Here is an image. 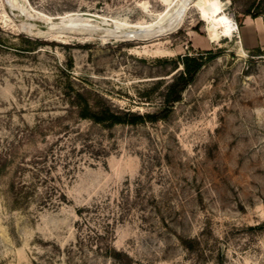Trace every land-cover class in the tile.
Instances as JSON below:
<instances>
[{
	"label": "rangeland",
	"instance_id": "1",
	"mask_svg": "<svg viewBox=\"0 0 264 264\" xmlns=\"http://www.w3.org/2000/svg\"><path fill=\"white\" fill-rule=\"evenodd\" d=\"M218 2L238 29L212 40L207 0H0V264H264V43L241 31L264 4ZM80 12L116 30L62 27Z\"/></svg>",
	"mask_w": 264,
	"mask_h": 264
},
{
	"label": "bare ground",
	"instance_id": "2",
	"mask_svg": "<svg viewBox=\"0 0 264 264\" xmlns=\"http://www.w3.org/2000/svg\"><path fill=\"white\" fill-rule=\"evenodd\" d=\"M11 1V0H10ZM182 1V0H181ZM208 1V9H204L201 11L202 13V19L204 21H206L208 23V27H207V31L211 37L212 40H217L218 39V33H219V29L222 30V32L224 33L225 36H229L231 35L235 30L238 29V25L236 24V22H234V20L225 13L224 11V8L223 6H221L218 2V0H207ZM12 3L14 5H16L18 8H20L21 10H24L23 7H19V1L18 0H12ZM28 5V4H27ZM179 5V4H178ZM187 4H184V6H186ZM180 6V5H179ZM188 6V5H187ZM178 7V6H177ZM175 8V7H173ZM16 9V8H15ZM27 9V8H26ZM29 9V8H28ZM18 10V9H17ZM174 10V9H173ZM176 11V10H174ZM23 12V11H22ZM173 13H177L176 12H173ZM179 13H180V10H179ZM24 14V12H23ZM182 14V13H180ZM179 14V15H180ZM14 15V14H13ZM21 16H22V13H21ZM178 16V15H177ZM176 17V16H174ZM60 17H56V19H59ZM61 18H65L66 19V25L65 26H62L64 28H68V27H72L78 23L82 24V25H89V24H92V23H95L94 25H101V26H109V27H112L111 30H116L114 26H112V24H107V22L110 20H107L105 19L104 17H102L101 15H96V14H92V13H89V12H80V13H68L64 16H61ZM167 19H170L168 18V16L166 17ZM173 19V18H172ZM171 19V20H172ZM175 19V18H174ZM52 20V19H51ZM47 19V21L43 20V22H45V24H47L48 26H52V21ZM118 20V19H117ZM173 21H178V17L176 20H173ZM180 21V20H179ZM172 22V21H171ZM115 24V22H113ZM122 23V22H121ZM120 23V24H121ZM182 23V22H180ZM123 24V23H122ZM153 24V23H151ZM149 25V26H135V25H132L133 27H135V29H141V28H152L154 25ZM176 24V23H175ZM26 25H29L27 22H26ZM93 25V24H92ZM96 25V26H97ZM166 25V24H165ZM31 26V24H30ZM35 26V25H34ZM79 26V24H78ZM131 26V25H130ZM81 27V26H80ZM32 28V27H31ZM35 28V27H34ZM51 28V27H49ZM77 28V27H76ZM177 28V27H176ZM60 29V28H59ZM78 29V28H77ZM98 29V28H97ZM109 29V28H107ZM105 29V30H107ZM117 29H118V26H117ZM120 29V28H119ZM134 29V30H135ZM109 30V31H111ZM133 30V31H134ZM169 30V29H168ZM167 30V31H168ZM27 31V30H26ZM29 31V29H28ZM57 31V30H56ZM56 31H41L39 30V33L40 34H45V33H48V32H56ZM65 32V31H64ZM120 32V31H119ZM118 32V33H119ZM127 32V31H126ZM124 32V33H126ZM30 33H31V30H30ZM36 33V32H35ZM38 33V32H37ZM68 33V32H67ZM167 33V32H166ZM49 34V33H48ZM66 34V32H65ZM117 34V33H116ZM131 34V33H130ZM137 34V33H136ZM140 33H138L139 35ZM143 34V33H142ZM163 34V33H162ZM125 35V34H124ZM145 35V34H144ZM147 35V34H146ZM43 36V35H42ZM46 36V35H44ZM130 36V39H133L135 38L134 36L136 35H129ZM146 37V36H144ZM140 38H142L140 36ZM119 39V38H117ZM122 39V38H121ZM120 40V39H119Z\"/></svg>",
	"mask_w": 264,
	"mask_h": 264
},
{
	"label": "trees",
	"instance_id": "3",
	"mask_svg": "<svg viewBox=\"0 0 264 264\" xmlns=\"http://www.w3.org/2000/svg\"><path fill=\"white\" fill-rule=\"evenodd\" d=\"M264 4V0H259V4L256 8L261 7L260 5ZM246 15H250L252 18H257L264 16V9H261L259 11L248 10ZM261 55L264 54L263 50H258ZM217 56V53H214L213 51H210L207 53L206 57L200 56V57H194L186 55L182 57L181 64L184 67V72L176 76L173 80V82L170 84L167 97H166V105L163 109V112H168L171 110L176 102H179L182 100V93L187 89V87L194 82L198 72L201 70V68L205 65L206 62L213 60ZM87 107L86 112L90 111ZM89 113V112H88ZM88 113H84L83 116L88 117ZM92 117L97 122H104V121H110L111 123H122V122H129L128 120H125L122 116L109 112L107 116H100L98 114H92ZM131 122H138L141 120H144L145 118L150 119H158L159 115L154 114H147L146 116L142 115H135L131 114Z\"/></svg>",
	"mask_w": 264,
	"mask_h": 264
},
{
	"label": "crops",
	"instance_id": "4",
	"mask_svg": "<svg viewBox=\"0 0 264 264\" xmlns=\"http://www.w3.org/2000/svg\"><path fill=\"white\" fill-rule=\"evenodd\" d=\"M242 23V35L249 37L250 43L253 42V38L256 40V45L264 43V19L262 17L252 18L245 14Z\"/></svg>",
	"mask_w": 264,
	"mask_h": 264
},
{
	"label": "water",
	"instance_id": "5",
	"mask_svg": "<svg viewBox=\"0 0 264 264\" xmlns=\"http://www.w3.org/2000/svg\"><path fill=\"white\" fill-rule=\"evenodd\" d=\"M19 2H20V4H23L24 3V0H19ZM42 29H47L48 28V26L47 25H45V26H43V27H41Z\"/></svg>",
	"mask_w": 264,
	"mask_h": 264
}]
</instances>
